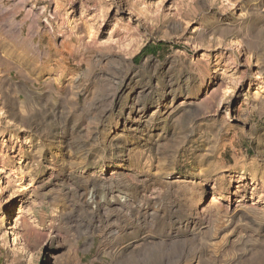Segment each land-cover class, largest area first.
Returning a JSON list of instances; mask_svg holds the SVG:
<instances>
[{
	"label": "rangeland",
	"instance_id": "374dc122",
	"mask_svg": "<svg viewBox=\"0 0 264 264\" xmlns=\"http://www.w3.org/2000/svg\"><path fill=\"white\" fill-rule=\"evenodd\" d=\"M0 264H264V0H0Z\"/></svg>",
	"mask_w": 264,
	"mask_h": 264
},
{
	"label": "trees",
	"instance_id": "16d2710c",
	"mask_svg": "<svg viewBox=\"0 0 264 264\" xmlns=\"http://www.w3.org/2000/svg\"><path fill=\"white\" fill-rule=\"evenodd\" d=\"M145 51L144 50H142L141 52H140V54L139 55H141L142 53H144Z\"/></svg>",
	"mask_w": 264,
	"mask_h": 264
}]
</instances>
